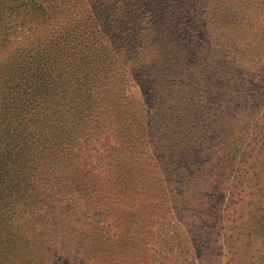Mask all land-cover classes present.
<instances>
[{
    "label": "rangeland",
    "instance_id": "rangeland-1",
    "mask_svg": "<svg viewBox=\"0 0 264 264\" xmlns=\"http://www.w3.org/2000/svg\"><path fill=\"white\" fill-rule=\"evenodd\" d=\"M162 3L151 19L182 37L152 41L130 81L122 158L109 176L82 159L52 187V213L18 216L28 264H264L250 228L264 205L238 186L260 165L248 157L264 155L251 151L264 143V0ZM178 45L189 65L165 67ZM193 108L191 132L164 149V131Z\"/></svg>",
    "mask_w": 264,
    "mask_h": 264
},
{
    "label": "trees",
    "instance_id": "trees-1",
    "mask_svg": "<svg viewBox=\"0 0 264 264\" xmlns=\"http://www.w3.org/2000/svg\"><path fill=\"white\" fill-rule=\"evenodd\" d=\"M169 1L166 8L175 9L183 0ZM156 2L0 0V264L29 263L14 233L17 218L52 213L49 193L69 182L72 167L90 157L109 176L122 158L119 141L134 101L130 81L144 73L152 41L182 37L176 25L154 24ZM187 53L181 45L169 50L165 67L188 66ZM194 117L193 108L164 131V149L181 145ZM254 147L264 152V143ZM248 159L260 165L238 186L245 184L252 201L260 198L257 207L264 205V155ZM258 208L263 214L253 216L260 221L250 228L264 248V209Z\"/></svg>",
    "mask_w": 264,
    "mask_h": 264
}]
</instances>
